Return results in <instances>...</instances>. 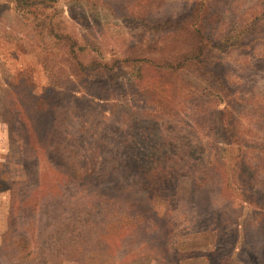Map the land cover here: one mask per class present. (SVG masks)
<instances>
[{"label": "rangeland", "instance_id": "obj_1", "mask_svg": "<svg viewBox=\"0 0 264 264\" xmlns=\"http://www.w3.org/2000/svg\"><path fill=\"white\" fill-rule=\"evenodd\" d=\"M42 1L44 4L40 5L51 10L52 20L65 19L66 32L74 35L86 48V56L93 61L97 59L99 65L92 68L99 71L113 68V73L123 76L116 62L128 56H156L153 54L155 49H163L162 45L172 37L165 27L187 13L193 0ZM196 1H204L197 9L207 12L205 19L211 20L208 24L217 28L216 40L220 31L234 32L235 38L245 34L240 38L244 50H240L242 44L228 45L223 51L224 69L207 61L206 72L202 71L200 76L205 81L202 88L206 87L211 93L206 99L197 98L194 88L197 81L189 84L180 73L167 74L166 83L171 82L170 91L166 93L168 99L156 107L154 113L166 121L157 122L160 128L154 129L151 140L142 131L139 146L143 145L150 156L160 161L170 155L173 145L180 148V143L185 144L183 148L191 153L199 154L203 150L214 157L210 148L219 138L227 155L216 158V161L215 158L209 160L208 154L201 158L205 162L204 169L210 161L213 167H218L220 177H230L222 192V196L230 199L223 201L214 184H192L180 176L172 178L170 189L159 190L162 196L155 199L143 189L133 190L137 185L131 187L123 181L117 188L96 179L84 183L62 179L63 184H57V175L50 173L47 162L48 166L42 170L40 188L31 192L32 180L20 163L23 157H28L27 149L22 147L25 136L3 142L4 136L1 135L0 147L4 146L2 150L6 158L0 160V251H7L3 257L9 260L7 264L17 263V258L29 251L26 259H35L32 264H176L177 258L172 253L174 246L186 251V256H192L182 264H264V212L252 215L253 204L248 200L251 197L264 206V4L261 0ZM126 3L128 8L124 11ZM31 19V13L22 14L12 1L0 0V82L31 73L34 81L46 83L49 76L43 70L44 64L51 65L63 77L74 79L75 83L81 81L80 75L74 74L79 73L78 66L71 70L69 63L61 59V54L52 57L46 50L31 46ZM250 23L251 30L243 32L249 29ZM184 35L188 38L181 37L179 45H191L193 36ZM233 41L231 39L230 43ZM225 45L219 42L216 47ZM92 49L95 53L90 51ZM42 54L49 55L48 60ZM54 65L61 70L55 69ZM124 70L131 73L128 68ZM77 83V91H81L83 87ZM117 85H110L106 93L108 98L103 108L108 115L115 104L113 99L119 94ZM133 93V88L123 91L125 99L117 109L122 120L126 114L124 103ZM5 98V94L0 96L1 109H4L2 104H7ZM93 98L97 101V94ZM192 103L201 107V114L197 108H189ZM170 106L182 112L178 113L180 119H168L170 117L165 112ZM213 107L222 110L223 123L215 125L218 114L213 113ZM192 119L198 124H193ZM87 123L82 121L81 128L87 129ZM21 128L15 127V130L24 135ZM217 133L219 136L215 138ZM230 136L232 143L238 141V145L233 146L242 149L238 160L233 157L235 152H229L232 145L225 144ZM115 145L107 152L108 158L114 159L113 163L123 159L124 152L117 141ZM120 169L118 167L116 175L122 178L123 170ZM159 186L162 187L160 182ZM44 193L47 198L50 193H53L52 197L56 196L55 193L60 194L49 198L46 203L47 199L42 197ZM231 198L234 199L233 205L230 204ZM39 199L37 212L34 206ZM222 202L226 211L222 209ZM225 217L229 220H224ZM35 225L39 238L33 237L28 241L30 245H26L25 237L31 235L29 229ZM237 226L242 227L243 241L235 238ZM216 236L221 249L219 256L211 251ZM35 242L38 246L32 248ZM5 244L16 245V248L11 249ZM2 263L5 264L4 259Z\"/></svg>", "mask_w": 264, "mask_h": 264}, {"label": "trees", "instance_id": "obj_2", "mask_svg": "<svg viewBox=\"0 0 264 264\" xmlns=\"http://www.w3.org/2000/svg\"><path fill=\"white\" fill-rule=\"evenodd\" d=\"M8 1H12L21 10L22 14L25 15L26 12L31 13L32 19L29 25L33 34V42L31 43L33 45L31 46L46 50V53L52 57H59L61 54V59L69 63L71 70H74L75 66H78L77 72L79 73L74 74L80 75L81 81L77 82H80V86L83 87L81 89L82 92L77 91L78 83H75L74 79L61 76L60 73H56L57 71L52 69L51 65L45 64L43 65V70L49 76V80L46 83L34 81L31 73L27 76L19 75L17 77L18 75H16V78H13V76L9 82H0V96L5 94L7 97L5 98L7 104L1 105L4 109L0 108V122L7 124L9 140L25 136L26 144H22V147L24 150L27 149L28 157H23L21 160L23 162L20 161V163L23 165L26 175L32 180L31 192L40 188L42 170L48 163L50 164V173L53 172L52 174L56 173L57 175V184H63L62 179L73 180L74 182L80 181L81 183L87 182L89 179H96L99 183L101 181L105 183L109 182L112 188H117L121 184V181H123V184L126 183L131 187L137 185L138 187L132 189L138 191L139 189H143L151 199H155L162 196L161 190L164 188L170 189L172 178L180 176L181 178L189 179V181H192V184H202L204 182L208 186L214 184L218 189L217 195L223 201L230 199L222 196L223 187L226 185L225 182L230 177L228 175L227 177H220L218 167H213V163L210 161L209 163L207 162L208 167L204 169L205 162L203 163L204 159L201 156L207 155V152L202 150L199 154L191 153L189 150L183 148L185 144L180 143V148L177 149L173 145L174 149L170 155L168 154L169 156L167 155L164 160L160 161L155 156H150L146 152L147 149H143V145H141V149L139 142L141 141L140 133L142 131L144 136H147V139L151 140L154 129L157 127V131L158 127L160 128V124L157 122L164 120L161 116L154 115V113L157 111L156 107L158 108V106L163 104L164 100L168 99L166 93L170 91L168 87L171 82L166 83L168 81L167 74L178 75L180 73L189 84L193 83L194 80L195 82L197 81L198 85H194L198 93L197 98L200 99L202 97L206 99L211 93L205 89L206 87L202 88V84H205V81L200 76H202L203 72H206L205 66L207 61L224 69V49H227L228 45L240 46L242 44L240 50H244L243 41L241 42L240 38L244 37L245 34L235 38L234 32L230 34L220 31L219 38L216 40L215 32L217 28L215 25L208 24L211 20L205 19L207 12L204 11L203 14L201 8L197 9L198 5L202 7L204 1L193 0L187 13L165 27L169 29L170 34L172 33V37L167 43L162 45L163 49L161 47L155 49V53L153 54H156V56H128L116 62L118 63V69L122 70L123 76H120L118 72L113 73V68H111V71L109 69L99 71L92 68L95 64L99 65L97 59L95 61L92 58L89 59L86 56V53H88L86 48L78 43L74 35L66 32L64 18L58 19V21L52 20L51 10L49 11L48 8L41 6L44 4L42 0ZM261 2L263 5L264 0H261ZM123 8L126 11L128 3ZM187 22H191V24H187ZM159 27L157 26L156 28ZM250 30L251 23L249 24V29L243 32H249ZM184 34H191L190 36H193L192 40H194L190 43L191 45H179L181 44V37L188 38ZM231 39L234 41L230 43ZM219 42L226 43V45L216 47L219 46ZM165 49L170 52L166 54L167 50ZM160 55L163 57H159ZM48 56L42 54L45 60H48ZM209 57L214 59L210 60ZM54 66L55 69L61 70L56 65ZM125 68L130 69L131 73L127 74L124 70ZM135 80L141 83H137ZM114 83L118 84L119 94L117 98L113 99L115 104L112 105L111 113L108 115L103 105L108 98L106 95L110 90L108 88ZM4 86L7 88H4ZM130 88H133L134 93L124 103L126 114L122 120L117 114V109L119 103L125 99L123 91L128 92ZM96 94L98 97L97 101L93 98L96 97ZM217 94L216 97H218ZM135 97L138 99H133ZM189 108H197L199 111L201 107L192 103ZM217 108H212L213 113L218 114L215 120L213 119L215 125L220 122L223 123L222 110ZM165 113L170 117L165 118L175 121L176 118L180 119L178 113L182 112L170 106L167 107ZM201 113L202 111H199V114ZM86 117H88L87 120H85ZM82 121H88L87 129L81 128ZM192 122L193 124H198L195 119H192ZM19 126L22 127L24 135L17 133L15 130V127ZM224 135L226 137V133ZM215 136L217 138L219 134L217 133ZM98 138H101L100 142ZM218 140L220 141L219 138ZM116 141L119 143V146H123L124 152L123 159L121 158L120 161L116 160L113 163L114 159L108 158L107 152L110 151L111 147H116ZM219 141L216 139L210 148V151L213 150L214 157L209 153V160L215 158L214 161H216V158L220 159L227 155L225 153L226 150L222 149ZM225 144L229 147L232 145L234 150L231 148L229 152L230 154L235 152L233 157L238 160L237 156L240 155L239 151H242V149L233 146V144L238 145V141L232 143V136H230L229 141H225ZM144 146L146 147V145ZM118 150L121 151L120 149ZM206 159L208 160L207 156ZM118 167L122 168L120 169L121 172L123 170L122 178L116 175ZM159 182L162 187L159 186ZM50 194L48 198L47 194L42 196L47 199L45 200L46 203L49 198L58 197L60 193H55L56 196L54 197H52L53 193ZM231 200L230 204H235L234 199L231 198ZM248 200L253 204L251 206L252 215H261V212H264V206L259 205L256 199L250 197ZM45 201L44 204H46ZM40 202L39 199V202L35 204L34 207L36 209L40 207ZM127 205L129 206V204ZM130 208H132L131 205ZM222 209L226 211V206H223ZM38 211L39 209H37ZM224 220L229 219L225 217ZM83 224L86 223L83 222ZM234 230L235 238L243 241L245 237L241 235L242 227L237 226ZM37 231L36 225L29 229L31 235H26V245H30L31 239L38 236ZM3 239L6 241L5 236ZM217 240L216 236L211 251L219 256L221 249H219ZM7 242L10 244L9 241ZM5 246L7 245L5 244ZM15 246L12 245L10 248H16ZM32 246L34 248L38 245L35 242ZM29 253L30 251L18 257L15 264H32L35 259H30L31 261L26 259ZM172 253L177 258L176 264H182L183 260L191 259L192 257L186 256V251H182V249L175 246ZM262 253L264 256V249ZM6 254L7 251H0V264H3L2 259L5 260V264L9 263L8 259L3 258ZM254 259L257 261V256ZM260 264H263V262Z\"/></svg>", "mask_w": 264, "mask_h": 264}, {"label": "crops", "instance_id": "obj_3", "mask_svg": "<svg viewBox=\"0 0 264 264\" xmlns=\"http://www.w3.org/2000/svg\"><path fill=\"white\" fill-rule=\"evenodd\" d=\"M4 126V127H3ZM4 128V129H3ZM0 130H1V132L2 133H0V136L2 135V136H4L3 137V139L1 140V141H3V142H9L10 140H9V135H8V128H7V124H5V123H2V122H0ZM4 147V146H3ZM3 147H0V160L2 161H4L5 160V154H4V151L2 150V148ZM2 155V156H1Z\"/></svg>", "mask_w": 264, "mask_h": 264}]
</instances>
